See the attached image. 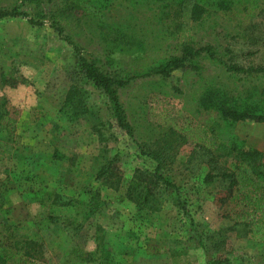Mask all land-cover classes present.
I'll return each mask as SVG.
<instances>
[{"label":"rangeland","instance_id":"obj_1","mask_svg":"<svg viewBox=\"0 0 264 264\" xmlns=\"http://www.w3.org/2000/svg\"><path fill=\"white\" fill-rule=\"evenodd\" d=\"M74 3L0 0V9L26 14L0 18V99L14 120L15 146L11 156L0 158V216L37 240L49 264H204L197 237L210 257L264 264V235L251 236L222 215L220 177L204 181L205 174L230 168L215 145L222 149L235 137L264 152V122L225 120L199 105L207 88L238 96L264 88V72L225 66L264 65V0L210 9L189 21L185 32L177 17H160L144 0H107L99 11L102 26ZM54 18L59 35L51 27ZM66 38L81 55L97 58L103 72L131 77L117 88L130 136L110 127L106 97L78 74L77 52ZM180 40L210 45L216 58L202 52L193 59L197 70L142 75L158 59L178 54ZM69 86L78 98L73 105L63 99ZM153 153L163 157L162 174L182 186L190 223L172 188L159 181L155 212L124 198L136 169L152 173ZM103 167L120 174L117 189L96 176ZM87 254L90 261L83 259Z\"/></svg>","mask_w":264,"mask_h":264},{"label":"trees","instance_id":"obj_2","mask_svg":"<svg viewBox=\"0 0 264 264\" xmlns=\"http://www.w3.org/2000/svg\"><path fill=\"white\" fill-rule=\"evenodd\" d=\"M107 0H96L98 6H94L84 0H75L74 5L83 9L84 13L94 15L99 21V26L104 22L100 19V6H105ZM257 0H144L158 11L160 17L175 16L179 19L181 32L187 30L189 21L201 18L208 10L226 11L232 7L249 2L254 4ZM37 5L40 0H27V3ZM6 16H26L24 12L15 7L10 9H0V18ZM170 17V19L172 18ZM159 18V17H158ZM59 20L54 18L51 27L59 35L60 26L56 23ZM32 25H39L40 22L28 18ZM76 54V71L84 79H87L98 88L106 97L109 107L110 127L113 131L122 136L131 135V126L126 119L125 112L117 95V88L127 84L131 77L117 76L103 72L98 66V59L95 57H85L79 53L78 46L71 44ZM179 46L178 54H170L167 57L158 59L151 64L147 71L160 76H168L171 70L177 67L188 66L198 69L193 59L200 53L205 52L209 57L214 56L212 46L203 45L195 47L187 40H180L176 44ZM175 45V46H176ZM226 69L236 72L254 71L264 72V65L243 68L236 64H226ZM134 77V76H133ZM64 102L70 105L78 101L74 93V87L69 86L64 94ZM199 105L203 109L217 110L222 119L229 121H254L264 122V88L257 94L245 93L244 95H233L216 88L205 89L199 97ZM5 101L0 99V155H12L15 149L11 140L10 132L13 130L14 120L7 114L4 108ZM3 132V134H2ZM211 142L210 144H214ZM166 151V150H165ZM213 151L217 155H225L230 161V168H221L218 174H205L204 181H210L213 176L220 177L223 185V194L217 199L222 215L228 217L234 224H240L246 229V233L251 232V236L256 233L264 235V152L255 148H245L238 139L233 137L228 145L220 149V145H215ZM156 164L152 167V173L136 169L126 180L122 194L125 199L133 203L138 208H143L150 212H155L160 208V200L153 192V187L159 181L166 187L172 188L175 197V204L181 215L190 223L191 216L186 199L181 192V185H176L169 180L168 176L162 174L161 165L163 157L157 153L150 154ZM212 161L215 160L212 157ZM110 168H101L96 174L107 181L108 186L117 189L120 182V174H109ZM108 173V174H106ZM191 229V226H190ZM195 244L200 247L204 256V264H232L227 257H210L203 245L201 238H195ZM90 254L83 259L90 261ZM0 264H49L45 258L42 245L35 239L22 233L18 224L9 221L6 217L0 216Z\"/></svg>","mask_w":264,"mask_h":264},{"label":"crops","instance_id":"obj_3","mask_svg":"<svg viewBox=\"0 0 264 264\" xmlns=\"http://www.w3.org/2000/svg\"><path fill=\"white\" fill-rule=\"evenodd\" d=\"M9 156H11V155H9ZM9 156H7V157H9ZM4 157H6V156H1V155H0V158H4Z\"/></svg>","mask_w":264,"mask_h":264}]
</instances>
